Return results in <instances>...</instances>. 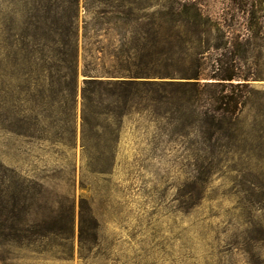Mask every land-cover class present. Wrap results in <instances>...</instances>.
I'll return each instance as SVG.
<instances>
[{
  "label": "rangeland",
  "instance_id": "obj_1",
  "mask_svg": "<svg viewBox=\"0 0 264 264\" xmlns=\"http://www.w3.org/2000/svg\"><path fill=\"white\" fill-rule=\"evenodd\" d=\"M88 1L78 0L74 108L69 113V101L63 98L64 111L37 104L25 111L40 97L21 81L15 104L19 116L41 120L33 137L0 131V161L14 168L18 181L29 184L14 191L17 208L27 211L26 223L17 224L13 234L0 227V264H264V10L250 18L236 1L197 0L212 18L232 22L228 35L251 39L236 70L248 74L250 85L237 116L236 147L220 156L193 157L174 136L159 131L164 122L132 112L120 116L109 156L99 153L105 148L101 142L91 146L92 154L81 145L82 65L94 66L97 78H127L104 71L131 61L132 47L147 39L166 38L178 45L185 40L163 29L149 34L155 29L153 8L104 13ZM253 2L255 10L264 7V0ZM12 21L0 15V47L3 25ZM191 44L195 47L197 41L192 38ZM200 46L204 73L216 57L231 56ZM48 98L45 93L43 101ZM69 129L70 144L36 137L56 133L65 138Z\"/></svg>",
  "mask_w": 264,
  "mask_h": 264
},
{
  "label": "trees",
  "instance_id": "obj_2",
  "mask_svg": "<svg viewBox=\"0 0 264 264\" xmlns=\"http://www.w3.org/2000/svg\"><path fill=\"white\" fill-rule=\"evenodd\" d=\"M232 1L237 2L241 11H248L250 18L264 10L260 6L257 10L251 8L253 0ZM88 2L104 13L125 7L153 8L155 16L150 23L155 29L149 34L156 35L163 29L178 38L184 35L185 42L178 45L166 38L159 42L153 37L140 46L134 45L131 61L119 64L115 71H104L108 76L126 74L123 76L127 78H97L99 71L94 66L82 65L85 77L80 90L81 145L86 153L92 154L91 146L101 142L105 148L99 153L110 156V143L114 144L118 138L116 129L120 116L132 112L164 122L166 126L159 131L174 136L193 157L220 156L236 147L240 138L237 116L244 103V92L250 89L248 74L239 75L236 70L251 45L249 35H228L227 28L232 27V22L212 18L197 0ZM77 11L78 0H0V15L13 20L3 25L4 44L0 47V131L33 137L32 129L41 120L36 115L19 116L15 104L21 81H26V91L35 89L40 97V102L28 106L25 111H32L35 104L42 108L55 106L64 111L63 98L69 101V113L74 108L78 74ZM106 19L110 21V17ZM192 38L197 41L195 47L191 44ZM201 44L205 49L210 46L221 50L220 55L229 52L231 56L228 60L216 57L211 71L204 73ZM192 55L194 59L186 60ZM45 93L49 100L43 101ZM111 115L118 118L110 121L108 116ZM36 137L62 144H70L73 139L72 129L65 138L56 133L50 137ZM16 188L23 191L29 184L18 181L14 168L0 161V217H3L0 227L8 234L17 230V224L26 223V209L17 208ZM81 209L80 223L83 222ZM66 215L70 218V208ZM54 222L55 219L48 221L46 228H51Z\"/></svg>",
  "mask_w": 264,
  "mask_h": 264
}]
</instances>
